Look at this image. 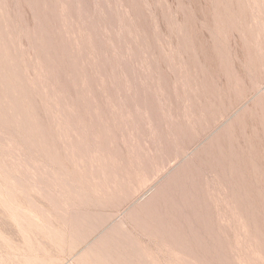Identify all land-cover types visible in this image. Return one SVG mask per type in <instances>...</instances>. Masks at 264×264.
<instances>
[{
	"label": "rangeland",
	"instance_id": "374dc122",
	"mask_svg": "<svg viewBox=\"0 0 264 264\" xmlns=\"http://www.w3.org/2000/svg\"><path fill=\"white\" fill-rule=\"evenodd\" d=\"M0 264H264V0H0Z\"/></svg>",
	"mask_w": 264,
	"mask_h": 264
},
{
	"label": "bare ground",
	"instance_id": "6f19581e",
	"mask_svg": "<svg viewBox=\"0 0 264 264\" xmlns=\"http://www.w3.org/2000/svg\"><path fill=\"white\" fill-rule=\"evenodd\" d=\"M12 188V187H11ZM9 202V201H8ZM95 263V262H94Z\"/></svg>",
	"mask_w": 264,
	"mask_h": 264
}]
</instances>
